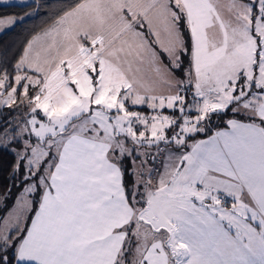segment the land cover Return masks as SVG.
I'll return each mask as SVG.
<instances>
[{
	"label": "snow or ice",
	"instance_id": "6c2138e0",
	"mask_svg": "<svg viewBox=\"0 0 264 264\" xmlns=\"http://www.w3.org/2000/svg\"><path fill=\"white\" fill-rule=\"evenodd\" d=\"M7 55L0 264H264V0H62Z\"/></svg>",
	"mask_w": 264,
	"mask_h": 264
},
{
	"label": "trees",
	"instance_id": "16d2710c",
	"mask_svg": "<svg viewBox=\"0 0 264 264\" xmlns=\"http://www.w3.org/2000/svg\"><path fill=\"white\" fill-rule=\"evenodd\" d=\"M36 5H39L38 12L35 10ZM61 6L62 0H35L26 5L0 6V17L13 16L18 19V23L12 29L0 35V53L7 52V60L9 62L13 60L31 35L49 19V14ZM28 12H34L35 14L31 16L26 15ZM20 17H24V19L20 20ZM135 110L143 112L148 111V108L138 107ZM5 112H8V110L5 109ZM200 137H203V135ZM14 159L13 153L0 151V197L5 196L9 187H11V192L12 190H17L18 192L21 189L13 186L16 181L10 182L9 180L10 166L14 162ZM17 194H12V198L6 202L9 208L12 206Z\"/></svg>",
	"mask_w": 264,
	"mask_h": 264
},
{
	"label": "rangeland",
	"instance_id": "374dc122",
	"mask_svg": "<svg viewBox=\"0 0 264 264\" xmlns=\"http://www.w3.org/2000/svg\"><path fill=\"white\" fill-rule=\"evenodd\" d=\"M33 1H35V0H33ZM187 97H188L187 99L190 101L192 99V92H189L187 94ZM138 107H146V106H143V105H141V106H135V108H138ZM163 113L166 114V115H173V110H171V109H164L163 110ZM142 114H144V115H152L153 112H152L151 109H148V111H143ZM176 115H179V113H176ZM198 138H205V137L203 136V137H198ZM18 183H19V181H16L15 184H18ZM20 192H21V189L18 192H17V190H15V191L12 190V192H11L9 198L7 199V201L12 198V194L18 193L17 194V196H18ZM5 211H6L5 209H3V210L0 209V216H3L5 214Z\"/></svg>",
	"mask_w": 264,
	"mask_h": 264
},
{
	"label": "crops",
	"instance_id": "0c3cea01",
	"mask_svg": "<svg viewBox=\"0 0 264 264\" xmlns=\"http://www.w3.org/2000/svg\"><path fill=\"white\" fill-rule=\"evenodd\" d=\"M32 2H33V0H27L26 3H20L19 0H9V3H8L7 5H25V4H29V3H32ZM7 17H10V16H6V17H3V18H7ZM11 17H13V16H11ZM17 23H18V19H17ZM17 23H16V24H17ZM16 24H15V25H16ZM15 25H14V26H15ZM14 26H11V27H8V28H5L4 30L0 31V35L3 34V33L6 32V31L12 29Z\"/></svg>",
	"mask_w": 264,
	"mask_h": 264
}]
</instances>
